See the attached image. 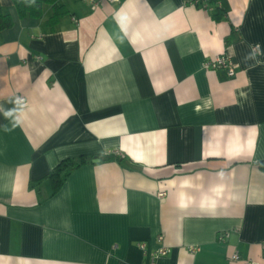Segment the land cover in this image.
Masks as SVG:
<instances>
[{
    "label": "crops",
    "instance_id": "0c3cea01",
    "mask_svg": "<svg viewBox=\"0 0 264 264\" xmlns=\"http://www.w3.org/2000/svg\"><path fill=\"white\" fill-rule=\"evenodd\" d=\"M59 3L0 0V264H264V0Z\"/></svg>",
    "mask_w": 264,
    "mask_h": 264
},
{
    "label": "trees",
    "instance_id": "16d2710c",
    "mask_svg": "<svg viewBox=\"0 0 264 264\" xmlns=\"http://www.w3.org/2000/svg\"><path fill=\"white\" fill-rule=\"evenodd\" d=\"M218 0H198V4L203 5L205 2L208 5H215ZM17 14L19 17L29 15L34 18H39L42 15L43 5H50L52 14L47 20L49 25H54L59 19L64 16L67 11L65 7L59 3V0H13ZM211 11V17L214 21L222 19L224 12L218 7H214ZM13 25V19L9 14L3 13L0 6V31L8 29ZM90 163V159L85 156H78L74 158H66L59 162L46 175L54 189L59 188L67 177L80 166ZM259 167L264 169V161L259 163Z\"/></svg>",
    "mask_w": 264,
    "mask_h": 264
},
{
    "label": "built area",
    "instance_id": "2783aa9c",
    "mask_svg": "<svg viewBox=\"0 0 264 264\" xmlns=\"http://www.w3.org/2000/svg\"><path fill=\"white\" fill-rule=\"evenodd\" d=\"M88 1L91 4L92 8H96L103 0H88ZM106 1L115 2L117 0H106ZM193 1L195 4L198 3V0H193ZM205 7H207V5H205ZM251 50L254 54H256L258 52V46L257 45L252 46ZM203 67L205 69H223L225 70L226 74L229 77L235 75L233 64L231 63L229 57L226 54H218L215 55L213 58L206 60L203 64ZM20 101H24V99L21 98ZM158 239L159 240L161 239L160 235L158 236ZM139 247L141 249H144V244H141ZM188 250L193 253L196 252L198 249L195 246H190ZM168 251L169 250L167 247L161 246L156 251L152 252L149 257L151 264L156 257H158L159 255H166ZM231 259L235 261L242 260L243 264H257L252 259H241L238 252L236 251L232 254Z\"/></svg>",
    "mask_w": 264,
    "mask_h": 264
},
{
    "label": "water",
    "instance_id": "95a60500",
    "mask_svg": "<svg viewBox=\"0 0 264 264\" xmlns=\"http://www.w3.org/2000/svg\"><path fill=\"white\" fill-rule=\"evenodd\" d=\"M101 158H95L93 159L94 162H98Z\"/></svg>",
    "mask_w": 264,
    "mask_h": 264
}]
</instances>
